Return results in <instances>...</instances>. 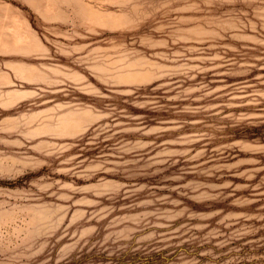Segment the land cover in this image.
<instances>
[{"label":"rangeland","instance_id":"1","mask_svg":"<svg viewBox=\"0 0 264 264\" xmlns=\"http://www.w3.org/2000/svg\"><path fill=\"white\" fill-rule=\"evenodd\" d=\"M0 264H264V0H0Z\"/></svg>","mask_w":264,"mask_h":264}]
</instances>
